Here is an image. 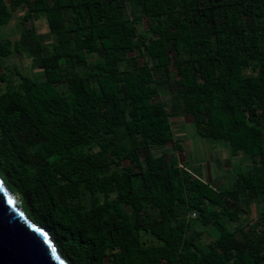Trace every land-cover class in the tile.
I'll return each instance as SVG.
<instances>
[{
  "label": "trees",
  "instance_id": "obj_1",
  "mask_svg": "<svg viewBox=\"0 0 264 264\" xmlns=\"http://www.w3.org/2000/svg\"><path fill=\"white\" fill-rule=\"evenodd\" d=\"M17 11L0 179L66 263L264 264V0H0V32ZM185 117L247 158L231 186L159 152Z\"/></svg>",
  "mask_w": 264,
  "mask_h": 264
},
{
  "label": "rangeland",
  "instance_id": "obj_2",
  "mask_svg": "<svg viewBox=\"0 0 264 264\" xmlns=\"http://www.w3.org/2000/svg\"><path fill=\"white\" fill-rule=\"evenodd\" d=\"M22 16V11L13 14L9 24L1 30L0 40L9 39L13 42L20 37ZM34 25L36 33L45 37V42L52 41L44 19L37 20ZM7 62L11 68L16 67L27 76L35 77L41 73L38 69L32 67L31 60L26 56H13ZM11 77L12 83L16 84L18 79L15 74L12 73ZM172 126L174 138L180 142L182 151L177 152L171 144H168L166 148L159 150V152H166L175 161L178 160L180 164L184 163L193 175L207 182L212 181L215 186L223 189L231 186L236 176L239 173H245L248 169L249 161L245 156L233 157L229 147L224 143L200 138L196 134L190 118L173 119ZM15 199L19 201L16 196Z\"/></svg>",
  "mask_w": 264,
  "mask_h": 264
},
{
  "label": "water",
  "instance_id": "obj_3",
  "mask_svg": "<svg viewBox=\"0 0 264 264\" xmlns=\"http://www.w3.org/2000/svg\"><path fill=\"white\" fill-rule=\"evenodd\" d=\"M0 264H67L0 179Z\"/></svg>",
  "mask_w": 264,
  "mask_h": 264
}]
</instances>
